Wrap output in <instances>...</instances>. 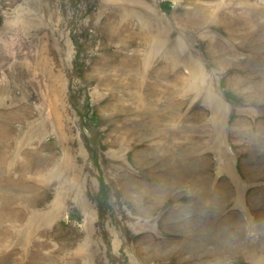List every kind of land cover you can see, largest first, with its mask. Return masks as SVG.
I'll list each match as a JSON object with an SVG mask.
<instances>
[{
  "label": "rangeland",
  "instance_id": "rangeland-1",
  "mask_svg": "<svg viewBox=\"0 0 264 264\" xmlns=\"http://www.w3.org/2000/svg\"><path fill=\"white\" fill-rule=\"evenodd\" d=\"M0 264H264V0H0Z\"/></svg>",
  "mask_w": 264,
  "mask_h": 264
}]
</instances>
